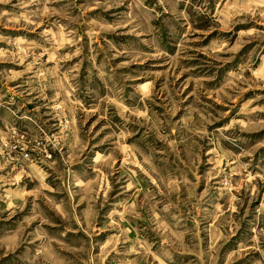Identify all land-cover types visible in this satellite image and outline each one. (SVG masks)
Here are the masks:
<instances>
[{"label":"rangeland","instance_id":"374dc122","mask_svg":"<svg viewBox=\"0 0 264 264\" xmlns=\"http://www.w3.org/2000/svg\"><path fill=\"white\" fill-rule=\"evenodd\" d=\"M0 264H264V0H0Z\"/></svg>","mask_w":264,"mask_h":264}]
</instances>
